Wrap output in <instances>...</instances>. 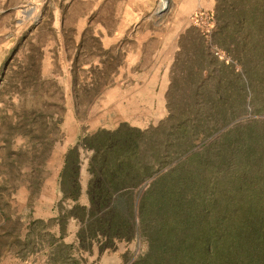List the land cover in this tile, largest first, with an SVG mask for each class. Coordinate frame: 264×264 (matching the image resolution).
I'll return each mask as SVG.
<instances>
[{"label":"rangeland","instance_id":"rangeland-1","mask_svg":"<svg viewBox=\"0 0 264 264\" xmlns=\"http://www.w3.org/2000/svg\"><path fill=\"white\" fill-rule=\"evenodd\" d=\"M167 1L160 11L162 0H0V264H30L51 240L49 219L55 217L48 215L71 204L59 203L66 152L115 120L106 97L135 89L136 76L166 59L168 50L176 52L179 34L192 25L205 34L213 61L197 93L209 108L199 142L146 182L165 174L145 215L173 229L168 235L152 229L149 264H166L161 259L167 258L177 264L182 256L177 260L171 245L182 240L201 247L202 229L220 226L228 241L236 224L264 216V3L237 0L239 9L221 11L216 19L214 0ZM173 60L164 67L167 87ZM99 61H106L102 74L93 71L102 67ZM72 72L80 80L107 82L77 112ZM42 113L60 121L56 131L43 128ZM166 115L165 109L160 120ZM182 224L200 232L180 236L175 228ZM127 243L134 246L130 260L147 249L139 234ZM16 253L23 259L9 256Z\"/></svg>","mask_w":264,"mask_h":264},{"label":"trees","instance_id":"trees-1","mask_svg":"<svg viewBox=\"0 0 264 264\" xmlns=\"http://www.w3.org/2000/svg\"><path fill=\"white\" fill-rule=\"evenodd\" d=\"M236 1L214 0L213 14L216 19L221 11L239 9ZM255 3L263 5L264 0H255ZM204 35L201 28L195 25L179 34L165 92L167 115L156 125L141 129L122 122L113 129L99 128L81 136L77 145L66 152L58 180L59 203L70 201L73 204L68 209L60 207L58 216L49 219V222L58 223L61 237L65 234L68 221L75 219L79 224L76 233L78 245L77 248L59 245L55 250L58 261L68 264H81L82 261L86 264L83 258L66 261L67 256L63 252L75 248L81 253H91L95 247L102 255L115 251L119 242H130L139 234L147 243L146 251L135 260L124 256V261L125 264H149L154 253L150 235L152 229L160 235H168L173 230L165 224H152L145 215L150 204L149 196L161 185L165 174L146 182L200 140L199 126L209 107L204 105V97L197 93L207 83L206 77L213 63L206 53ZM105 62L99 61L102 67H94L93 71L102 74ZM204 72H207L206 77ZM105 85L104 77L80 80L77 73L72 72L76 112L81 104L89 105ZM41 117L43 128L47 124L51 131H56L60 121H54L52 113H42ZM48 136L49 133H46L44 139L50 144L52 140ZM83 158L86 159L89 175L86 186L88 206L77 203L81 194L79 174ZM159 193V206L164 208L163 187ZM36 223L43 224V221ZM175 229L180 236L200 232L190 224H182ZM202 230L201 247L188 245L182 240H176L175 245H171L170 251L175 258L180 260L182 256L177 264H185L183 259L190 258L195 259L186 264H264V216L236 224L228 241L223 240L226 230L220 226ZM162 250L165 252L167 246H162ZM161 261L175 264L168 258Z\"/></svg>","mask_w":264,"mask_h":264},{"label":"crops","instance_id":"crops-1","mask_svg":"<svg viewBox=\"0 0 264 264\" xmlns=\"http://www.w3.org/2000/svg\"><path fill=\"white\" fill-rule=\"evenodd\" d=\"M193 1V0H192ZM184 14V13H183ZM175 48L168 50L166 59L161 61L156 60L152 63L150 69L138 74L136 76V88L131 92L123 91L121 93L113 92V94L119 96H111L109 94L106 97V101L113 107V112L116 115L115 120L108 124H103L101 127L115 128L118 124L126 122L131 126L138 128H145L150 124H155L164 116L165 113V92L167 88V72L165 71V65L169 68L174 54ZM156 66V67H155ZM162 72V87L159 92L155 94L156 85L160 81L159 73ZM112 94V95H113ZM140 117H139V116ZM89 175L87 172L86 162L81 164L79 182L81 186V194L77 203L88 206V198L86 194V186ZM73 204V202H71ZM58 212L48 215V217H57ZM39 217V216H38ZM79 224L75 219H70L66 225V231L63 236L60 237V229L58 223H54L50 230L49 236L51 240L42 247L38 252H35L32 256L30 264H68L57 260L55 254L56 248L61 246L73 245L77 248L78 239L76 233L78 231ZM134 246H131L127 242H120L117 244V249L113 253L99 255L97 249L94 247L91 253H81L74 249L68 250L66 260L83 258L86 264H125L124 256L131 254ZM14 256L19 260L23 259L20 254L9 255ZM26 262V261H24ZM81 264L83 262L81 261Z\"/></svg>","mask_w":264,"mask_h":264},{"label":"bare ground","instance_id":"bare-ground-1","mask_svg":"<svg viewBox=\"0 0 264 264\" xmlns=\"http://www.w3.org/2000/svg\"><path fill=\"white\" fill-rule=\"evenodd\" d=\"M167 4L169 5L167 0H162L161 2V6H160V11H162L163 9H165L167 7Z\"/></svg>","mask_w":264,"mask_h":264},{"label":"built area","instance_id":"built-area-1","mask_svg":"<svg viewBox=\"0 0 264 264\" xmlns=\"http://www.w3.org/2000/svg\"><path fill=\"white\" fill-rule=\"evenodd\" d=\"M215 54H216V55H219V52H218V51H215Z\"/></svg>","mask_w":264,"mask_h":264}]
</instances>
